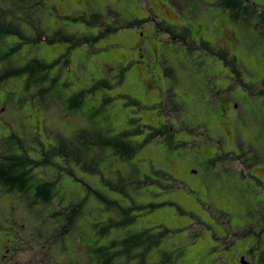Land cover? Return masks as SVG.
Listing matches in <instances>:
<instances>
[{
	"label": "rangeland",
	"instance_id": "rangeland-1",
	"mask_svg": "<svg viewBox=\"0 0 264 264\" xmlns=\"http://www.w3.org/2000/svg\"><path fill=\"white\" fill-rule=\"evenodd\" d=\"M92 1L94 4L91 8L94 11L106 15L109 10L120 23L136 19L148 21L139 29L124 28L93 47L82 45L73 50L69 56V64L60 73L53 71L58 75L57 86L64 87L69 83L66 90L84 89L93 80L103 76L110 78L109 75L113 73L117 76L121 70L126 69L123 83L106 92L114 100L100 118L102 124L113 131H119L127 126L130 117L140 119L144 125L159 126L168 121L176 130L175 141L189 143L186 147L171 149L156 140L146 145L142 151L139 150L135 163L143 166L142 172L151 173L152 167L161 168L178 180L180 186L167 192L155 185L141 188L138 194L134 193L139 202L166 201L176 205L148 213L136 228H156L155 231L168 229L170 233L164 239L161 249L177 254L175 264H245L248 260L258 264L261 250L256 251L259 254L255 257L248 254L254 237L244 239L238 235L247 234L248 230L251 231L250 228L256 233L264 228V97L260 95L264 92V24L254 19L241 21L242 25L235 23L231 20L229 11L218 6L216 0H194L190 9L187 8L186 0H179L176 4H173V0H90ZM248 1L259 11H264V0ZM29 3L24 4V12L18 13V21L20 28L25 29L31 38L39 31H43L44 36L47 33L51 35V31L58 28L63 34L72 35L77 40L82 36H89V30L84 24L70 23L64 18L82 15L84 0H50L42 6L40 13L34 10V2ZM52 3L57 6L56 9ZM86 7L88 9L87 5ZM163 22L176 32L187 28L193 42L207 41L215 52L220 47L227 49L243 65L241 80H234L236 76L231 69L207 51L199 48L194 55H190L187 48L172 35L157 29L156 24ZM137 40L143 46L142 56L138 53ZM172 41L177 42V45ZM40 46H23V56L50 62L64 54L69 44ZM165 60L173 67L175 80L169 79L165 67L161 66ZM109 66L113 68V72L109 71ZM20 90L18 81L0 88V119L7 118L12 123L14 119H20L19 124L22 125L28 145H35L30 141L35 135L47 142V135L44 136L43 130L37 128L39 109L27 104L22 106L23 111H17L10 102H6L7 107L3 104L7 91ZM119 95L134 98L140 105L125 107V101ZM61 96L67 99L68 94L62 91ZM19 97L18 92L12 99L16 101ZM95 97L90 99L87 109L72 115V118L67 113L63 100L49 96L46 100L39 99L41 106L53 113L44 124H55L56 128L52 127L51 134L57 133L59 128L63 132H71V124L88 126L92 122L87 114L102 100L101 94ZM28 100L29 96L26 98ZM161 106L168 110L167 114L161 113ZM1 123L0 132L6 134L5 125L10 127L12 124ZM0 151H7L3 144ZM242 153L248 154L244 159H237L236 155ZM97 155L98 151L94 150L90 158ZM215 157L222 160L215 167L208 166L207 161ZM107 159L112 160V157ZM246 159L253 164L252 167L244 166ZM109 166L110 161L102 164L104 171L110 173ZM123 168L130 179L129 166L126 164ZM80 170L77 167V171ZM241 172L244 177L240 175ZM89 180L98 184L96 177H90ZM66 183L73 190L81 189L72 180H66ZM0 194V239L19 242L15 244L16 248L11 249L15 258L11 264H15L23 255L42 257L39 253L42 246L51 247L52 244L51 240H42L40 237L45 234V229L53 228L46 227L51 216L38 227L32 212L22 207V211L16 210L12 200V204H7L3 199L5 191L0 190ZM88 211L89 208L85 207L84 215ZM84 215L80 222L83 226L76 230L75 235L81 246L87 248V235L92 233L84 234V229H93L84 220ZM107 216L104 212V217ZM19 223H27L28 228H31L18 226ZM259 224L263 225L259 227ZM118 234L120 233L117 232L114 237L126 235ZM230 246V250H225ZM71 254L73 252L69 251L68 255ZM160 255L158 250L150 253L149 262L159 261ZM47 256L48 254L43 257ZM84 264H89L87 258H84Z\"/></svg>",
	"mask_w": 264,
	"mask_h": 264
},
{
	"label": "trees",
	"instance_id": "trees-1",
	"mask_svg": "<svg viewBox=\"0 0 264 264\" xmlns=\"http://www.w3.org/2000/svg\"><path fill=\"white\" fill-rule=\"evenodd\" d=\"M1 1L0 88L10 82L15 83L17 81L21 86L20 91H7L8 94H6L7 97L3 104L6 106V102H10L14 106V110L17 111H23L21 110L22 106L27 104L39 109L37 111L40 113V119L37 128L48 132V134L43 133L44 136L47 135V139L50 141L47 140L46 142L35 135V137H31L36 141L33 142L35 145H28L29 142L25 139L27 137L24 136L23 129H21L22 125L19 124L20 119H14L13 123L7 118L0 119V123L12 124L10 127L5 125L7 128L6 134L0 132L3 142L1 144L7 149L5 152L0 151V190L5 191L3 199L7 204L12 200L16 210L22 211L20 208L22 207V209L32 212L33 218L38 222V227H41L50 215L51 218H48L50 222L46 223V227L53 226V228L49 229L50 231L45 229V234L40 237L42 240H50L52 236H55L57 244L61 248V254L68 257L69 264H84V258H87L89 264H175L178 259L177 254L173 251L161 249L164 239L170 233L168 229L161 228L160 231H155L156 228H136L138 222H141L142 218L148 213L167 206L176 207L175 203L166 201L139 202L134 193L138 194L141 188L155 185L170 192L180 186L179 181L161 168L152 167L151 173L142 172L143 166L135 163V158L152 141L162 142L171 149L186 147L189 143L175 141L176 130L168 121L159 126L155 124L144 125L140 119L130 117L127 126L119 131H113L109 126L102 124L100 118L107 112L106 108L114 100L111 96L106 95V92L123 83L126 69L121 70L117 76L113 73L109 75L110 78L103 76L98 80H93L91 85L84 89L70 91L66 90L69 83H66L64 87L57 86L58 75L53 72L57 70L60 73L69 64V56L76 48L82 45L93 47L95 44L116 35L124 28L136 27L139 29L148 20L136 19L132 22L120 23L109 10L106 17L101 12L94 11L91 8L94 4L93 1L84 0V13L82 15L64 18L70 23L81 22L84 24L89 30V36H82L80 40H77L72 35L63 34V31L58 28L53 32L51 31V35L47 33L44 36L43 31H39L35 37L31 38L29 34H26L25 29L20 28L18 13L24 12L22 8L24 4H30L29 2H34L33 4H36L34 10L40 13L42 6H45L46 2H50V0ZM177 1L179 0H173V4H176ZM216 1L218 6L229 11L230 18L235 23L242 25L241 21L247 22L254 19L258 23L264 24V11H259L248 0ZM186 2H188L187 8L190 9L194 0H186ZM52 5L56 9L57 6L53 3ZM156 25L161 32L165 31L177 39L183 47L187 48L190 55H194L193 53L199 48L207 51L219 59L225 67L231 69L236 76L234 80L237 78L241 80L243 65L227 49L220 47L215 52L207 41L193 42L187 28L176 32L174 28L166 25L165 22ZM91 31H94V33ZM18 42L23 44L21 43L18 46ZM56 43L69 44V46L64 54L59 55L50 62L42 61L37 57L23 56V46L40 48V44L51 46ZM136 44L139 45L138 53L142 56V43L137 40ZM174 44L177 45V42H174ZM167 61L165 60L161 66L165 67L167 77L175 80V77H173L174 69ZM4 64L6 65L4 66ZM108 69L109 71L113 70L110 66ZM52 74L55 75L52 76ZM214 77L217 78V76ZM232 88L234 89V86ZM62 91L68 94L67 99H63L61 96ZM18 92L20 97L14 101L12 97ZM98 94H101L102 100H99L98 105L91 108L92 110L87 114L92 122L88 126H76L75 124L73 126L71 124V132L66 130L63 132L59 128L54 135L51 133L53 132L52 127L56 128L55 124H44L45 121H49L50 115L53 113L50 110H45L39 99L46 100V97L49 96L63 100L65 109L72 118V115L87 109L90 99L96 98L95 96ZM260 95L264 97V92H261ZM27 96L30 97L28 101H26ZM119 97L125 101V107L140 105L136 99L129 96L119 95ZM15 106L17 109H15ZM163 108L161 113L167 114L168 110ZM46 115H48V118H46ZM207 139L211 140L209 137ZM94 150L98 151V155L90 158ZM246 154L248 153L236 155V158L244 159ZM108 157H112V160L107 159ZM255 159L257 160L258 157H255ZM219 160L222 159L215 157L209 159L207 164L215 167ZM104 161H110L111 168L110 166L108 168L110 173L105 172L102 168ZM247 161V159L244 161V166L252 167L253 164ZM126 164L129 166L130 179L127 177L128 172L126 173L123 170V166ZM77 167H80L83 172L81 170L77 171ZM242 174L243 172L240 175L244 177ZM88 176L96 177L98 184L91 182ZM66 180L70 182L72 180V182L80 185L81 189L73 190L66 183ZM65 187L69 188L66 189ZM85 207L89 208V213L84 215ZM178 210L183 212L179 208ZM104 212L108 215L106 218ZM83 215L84 220L93 229L92 231L84 229V234L92 233V235H87L88 240L86 241L89 242L87 248L81 246V242L75 235L76 230L83 226L80 223ZM28 216L30 215L28 214ZM97 218L99 219L97 220ZM17 225L24 226L27 229L31 228H28L27 223ZM262 225L259 224L258 226L261 227ZM262 229L259 233H256L250 228L251 231L248 230L247 234L241 233L238 235L244 239L249 236L254 237V242L251 244L253 246L249 249L248 254L250 257H255L259 254H256V251L260 249L261 254H259L258 264H264V228ZM117 232L121 236L126 235L115 238L114 235ZM7 240L0 239V255L8 249L16 248L15 244H19L18 241ZM231 246L225 248V250H230ZM157 250L161 254V258L159 261L149 262L150 253ZM69 251L73 254L68 255ZM47 258L45 259L47 260ZM45 259H43V262H46ZM49 260L53 261V258L50 257ZM57 263L54 260L53 264ZM240 264L242 263L240 262ZM251 264L253 263L251 262Z\"/></svg>",
	"mask_w": 264,
	"mask_h": 264
},
{
	"label": "flooded vegetation",
	"instance_id": "flooded-vegetation-1",
	"mask_svg": "<svg viewBox=\"0 0 264 264\" xmlns=\"http://www.w3.org/2000/svg\"><path fill=\"white\" fill-rule=\"evenodd\" d=\"M21 43L18 42L17 45L19 46V44L21 45ZM22 49H23V47H22ZM30 141L34 142V143L36 142L33 138H31ZM47 238H49V237H47ZM50 240L52 243L51 247L42 246V250H39V253L41 254L42 257L36 258L34 256L29 257L26 255H23V257L19 258L15 262V264H53L54 260H56L58 262L57 264H69V261L67 260L68 257L66 255L64 256L61 254V248L57 244V238L55 236H52V239H50ZM44 248H46V251L44 250ZM46 254L50 255L47 258V260L45 259V257H43ZM50 257L53 258V261L49 260ZM246 258H247V256H246ZM43 259H45L46 262H43ZM13 260H15V258H13V255L11 254L10 249L6 250L4 253H2L0 255V264H11V261H13ZM34 261H36V263H34ZM245 264H251L250 260L245 262Z\"/></svg>",
	"mask_w": 264,
	"mask_h": 264
}]
</instances>
